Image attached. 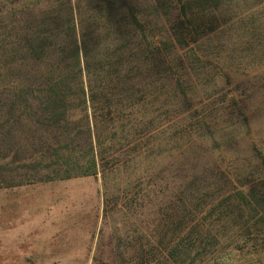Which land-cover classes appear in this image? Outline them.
Returning <instances> with one entry per match:
<instances>
[{"label":"trees","instance_id":"obj_1","mask_svg":"<svg viewBox=\"0 0 264 264\" xmlns=\"http://www.w3.org/2000/svg\"><path fill=\"white\" fill-rule=\"evenodd\" d=\"M119 1L0 34V188L98 178L105 221L143 225L124 264L194 263L231 229L264 241V154L247 103L220 86L223 26L200 35L155 0ZM238 144L250 152L234 168Z\"/></svg>","mask_w":264,"mask_h":264},{"label":"rangeland","instance_id":"obj_2","mask_svg":"<svg viewBox=\"0 0 264 264\" xmlns=\"http://www.w3.org/2000/svg\"><path fill=\"white\" fill-rule=\"evenodd\" d=\"M101 1L0 0L6 25L0 34H12L18 19L22 25L31 17L61 18L69 2L86 7ZM155 1L166 23L179 15L192 17L205 24L200 35L223 26L216 36L220 61L225 71L232 70L221 76L220 86L247 103L251 137L264 154V0ZM147 2L132 0L141 12L148 10ZM0 81L7 84L5 77ZM231 150L238 157L232 165L240 168L250 147L238 144ZM252 159L253 166L256 157ZM252 166L255 177L263 175ZM119 214V223L105 221L101 182L91 176L1 187L0 264H124L134 258L143 225L134 218L135 226L129 228L126 213ZM222 235V242L205 248L194 263L173 256L169 264H264V241L256 234L239 236L231 229Z\"/></svg>","mask_w":264,"mask_h":264}]
</instances>
